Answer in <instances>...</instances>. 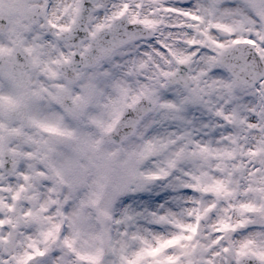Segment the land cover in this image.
Instances as JSON below:
<instances>
[{"label":"snow or ice","instance_id":"obj_1","mask_svg":"<svg viewBox=\"0 0 264 264\" xmlns=\"http://www.w3.org/2000/svg\"><path fill=\"white\" fill-rule=\"evenodd\" d=\"M0 264H264V0H0Z\"/></svg>","mask_w":264,"mask_h":264}]
</instances>
